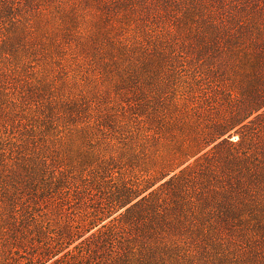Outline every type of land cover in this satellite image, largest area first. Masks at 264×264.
Here are the masks:
<instances>
[{"label": "trees", "instance_id": "trees-1", "mask_svg": "<svg viewBox=\"0 0 264 264\" xmlns=\"http://www.w3.org/2000/svg\"><path fill=\"white\" fill-rule=\"evenodd\" d=\"M0 264H264V0H0Z\"/></svg>", "mask_w": 264, "mask_h": 264}]
</instances>
